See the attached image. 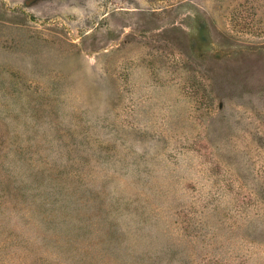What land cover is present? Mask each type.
<instances>
[{
	"label": "rangeland",
	"instance_id": "obj_1",
	"mask_svg": "<svg viewBox=\"0 0 264 264\" xmlns=\"http://www.w3.org/2000/svg\"><path fill=\"white\" fill-rule=\"evenodd\" d=\"M0 264H264V0H0Z\"/></svg>",
	"mask_w": 264,
	"mask_h": 264
}]
</instances>
